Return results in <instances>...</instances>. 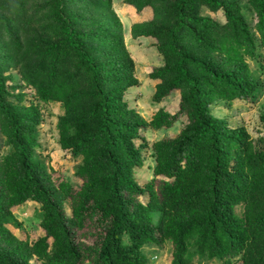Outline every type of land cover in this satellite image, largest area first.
<instances>
[{"label":"trees","instance_id":"1","mask_svg":"<svg viewBox=\"0 0 264 264\" xmlns=\"http://www.w3.org/2000/svg\"><path fill=\"white\" fill-rule=\"evenodd\" d=\"M240 1H125L140 15L152 11L130 34L159 41L163 66L151 76L166 78L154 102L173 91L181 97L176 115L161 109L147 123L123 100L137 81L111 0H0V137L12 150L0 158V264H148L143 247L163 243L172 245L170 264H193L195 256L264 264V139L253 147L243 128L230 129L209 110L216 101H246L257 88L242 54L255 56V33ZM249 3L264 45V0ZM202 7L222 11L226 23L202 17ZM5 64L26 71L41 101L60 104V143L79 161V190L45 186L29 162L36 109L20 115L10 103ZM180 115L187 117L181 137L152 144L155 179L140 188L138 132L171 128ZM145 193L147 204L138 200ZM27 201L41 205L44 234L33 242L4 227L19 226L10 210ZM88 221L96 229L91 246L73 240Z\"/></svg>","mask_w":264,"mask_h":264},{"label":"rangeland","instance_id":"2","mask_svg":"<svg viewBox=\"0 0 264 264\" xmlns=\"http://www.w3.org/2000/svg\"><path fill=\"white\" fill-rule=\"evenodd\" d=\"M125 1L127 0H111V13L122 25L125 51L128 59L133 63L134 77L137 81L135 86L130 87L125 92L123 100L133 112L147 123L161 109L171 115H176L180 109L181 97L179 91H173L169 97L161 102H154L156 88L166 78L164 76L162 79H154L151 76L155 69H160L163 66V60L156 48L159 41L152 37L134 39L130 34L132 25L152 19V11L146 8L140 15ZM239 6L244 19L251 25L252 32L255 33L257 46L255 56L248 57L243 51L242 54L245 56L249 74L257 88L246 101H216L210 105L209 110L215 119L223 121L224 125L230 129L243 128L249 137L248 142L253 147H259V142L264 139V125L260 122L261 116L264 115V45L255 31L254 25H256L257 19L249 0H241ZM199 14L218 22L220 25L226 23L225 14L222 11L213 13L210 9L202 7ZM56 55L57 53H54L52 58L55 59ZM54 61L58 62V60ZM1 80L4 82L5 89L11 94V97H9L10 103L15 105L20 115L23 114L25 108L36 109V113H33L30 117L34 124L31 132L33 140L28 148L29 162L39 167V176L44 178L45 186L58 188L61 183L67 182L73 192L79 190L83 184V181L77 177L79 161L74 157L71 150L64 149L60 143V133L57 127L58 117L62 114L60 104L41 101L26 71L19 67L5 64ZM62 80H60L61 83ZM186 124L187 117L180 115L171 128H163L159 131L143 128L138 132L139 137L133 143L142 153L143 164L141 168L135 169L133 177L140 188H144L150 181L155 179L153 171L155 160L152 157V144L163 139L181 137L183 127ZM3 140L4 138L0 137V142ZM8 153H12V150L1 142L0 158ZM45 176L49 178V182L45 180ZM162 179L167 180L166 178ZM154 187L156 189V183ZM138 200L143 204H147L149 195L145 193ZM40 207L39 203L27 201L20 207L12 208L10 211L19 226L15 227L11 223L4 222V227L20 241H35L44 234L43 230L39 228L42 219ZM63 207L65 217L70 219L71 207L69 200L63 201ZM236 210L238 211V207ZM156 221L157 216L154 215V222L156 223ZM95 232L94 225L88 221L83 229H73V240L78 244L94 245L96 243ZM48 243L51 244L50 240ZM124 243H128V238L125 236L123 237ZM142 252L147 257L148 264H170L172 260V245L169 243H163L159 246L146 245L143 247ZM32 262L35 263V260L33 259ZM192 263L219 264L216 261H204L203 259L201 261L198 256L194 257Z\"/></svg>","mask_w":264,"mask_h":264}]
</instances>
